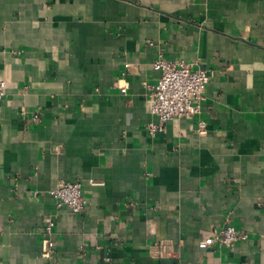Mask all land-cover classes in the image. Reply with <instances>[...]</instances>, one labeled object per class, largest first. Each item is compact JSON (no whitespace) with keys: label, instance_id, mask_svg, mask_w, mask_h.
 <instances>
[{"label":"crops","instance_id":"crops-1","mask_svg":"<svg viewBox=\"0 0 264 264\" xmlns=\"http://www.w3.org/2000/svg\"><path fill=\"white\" fill-rule=\"evenodd\" d=\"M158 59L212 78L152 138ZM0 79V264H264V0H0ZM60 181L83 214L57 209ZM227 215L248 240L199 249Z\"/></svg>","mask_w":264,"mask_h":264},{"label":"built area","instance_id":"built-area-1","mask_svg":"<svg viewBox=\"0 0 264 264\" xmlns=\"http://www.w3.org/2000/svg\"><path fill=\"white\" fill-rule=\"evenodd\" d=\"M128 66V65H127ZM154 69L160 72L158 82L154 86L147 87L149 90L150 112L158 121L149 123L144 128L145 133L154 138L158 134L165 132L166 125L170 121L179 118L194 117L201 113V103L207 85L212 78V72L208 70L194 69L191 64L184 62H170L158 59ZM123 91H125L123 89ZM7 98L6 82L0 79V101ZM25 119L27 113H21ZM31 120L34 123H41L42 113L32 114ZM199 137L208 133V123L199 120L195 130ZM57 209L68 208L76 215L83 214L88 206V201L84 196L82 183L60 181L56 188L50 192ZM34 197L39 193L34 192ZM55 221L49 219L43 227L41 253L49 260L57 258V243L55 241ZM249 235L244 231H239L233 223L232 217L227 215L221 227L213 230L212 234L199 243V249L207 251L215 245L234 250L241 242L248 240ZM165 245H157V253L164 257L167 255ZM111 259L106 258L105 264H110Z\"/></svg>","mask_w":264,"mask_h":264}]
</instances>
